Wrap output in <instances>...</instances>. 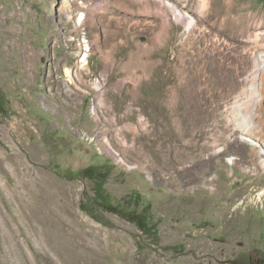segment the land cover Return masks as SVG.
I'll return each mask as SVG.
<instances>
[{"label": "rangeland", "instance_id": "obj_1", "mask_svg": "<svg viewBox=\"0 0 264 264\" xmlns=\"http://www.w3.org/2000/svg\"><path fill=\"white\" fill-rule=\"evenodd\" d=\"M253 52L264 0H0V264H264Z\"/></svg>", "mask_w": 264, "mask_h": 264}, {"label": "bare ground", "instance_id": "obj_2", "mask_svg": "<svg viewBox=\"0 0 264 264\" xmlns=\"http://www.w3.org/2000/svg\"><path fill=\"white\" fill-rule=\"evenodd\" d=\"M203 6L204 7L208 6V0H203ZM175 13H176V15H178V17H180L181 20L186 21L188 29H190L191 26H195L196 22L194 20V17H191L188 12H186V11H182V12L181 11H176ZM84 14H86V13H84ZM78 25H86L85 17H81L78 20V22H76V26H78ZM83 41H86V40L84 39ZM86 46H89L90 49L88 51L86 50V52L84 54H83V52H81V54H80V57H81L80 61L84 62V64L81 67V69H83L82 73H83V71L85 73V69L84 68H86V66L88 64L87 60H88L89 55H91L96 50L95 49V45H94L93 41H91V40L87 39ZM251 58L253 59V62H254V67H255L254 69L256 70V75H258L260 73V71L264 70V52H261V53H259L257 55H255L254 52H253L252 55H251ZM69 71L70 70H68V72ZM94 88L95 89L96 88L97 89L101 88V84L96 82L95 85H94ZM258 100H260L259 97H258ZM93 111H94V113L97 116H99V113H97V111H95V109ZM240 127H241L242 132L244 134H249V135L255 136L257 134V132H258V128H257L258 126L255 124V121L251 120L249 118H244L243 121L240 124ZM235 158H237V157L233 156V157H230L229 160L232 161ZM263 164H264V159H263ZM262 193H264V190L261 191V194Z\"/></svg>", "mask_w": 264, "mask_h": 264}, {"label": "trees", "instance_id": "obj_3", "mask_svg": "<svg viewBox=\"0 0 264 264\" xmlns=\"http://www.w3.org/2000/svg\"><path fill=\"white\" fill-rule=\"evenodd\" d=\"M95 169V166H89L85 169H83V175L90 179H95V175H93L92 171ZM106 174L104 172H98L97 176H100L102 178H105ZM110 196L106 193L105 189L99 184L96 188V196L95 200L90 203L92 208L96 209V205L100 203H105V207H107L108 210L115 212L125 219L135 223L140 230H142L144 233L151 234V233H157V230L154 228V225L150 223V220L148 219V215L146 211L143 209V211H135L130 210L127 208H124L120 205H112L108 204Z\"/></svg>", "mask_w": 264, "mask_h": 264}, {"label": "water", "instance_id": "obj_4", "mask_svg": "<svg viewBox=\"0 0 264 264\" xmlns=\"http://www.w3.org/2000/svg\"><path fill=\"white\" fill-rule=\"evenodd\" d=\"M219 262L223 264H262L252 262L250 259L249 252H242L235 257L227 258L225 260H219Z\"/></svg>", "mask_w": 264, "mask_h": 264}, {"label": "flooded vegetation", "instance_id": "obj_5", "mask_svg": "<svg viewBox=\"0 0 264 264\" xmlns=\"http://www.w3.org/2000/svg\"><path fill=\"white\" fill-rule=\"evenodd\" d=\"M256 263H258V262H256Z\"/></svg>", "mask_w": 264, "mask_h": 264}]
</instances>
